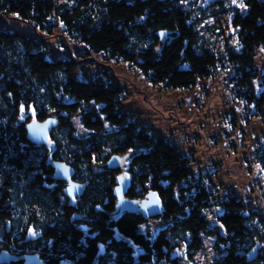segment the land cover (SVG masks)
<instances>
[{
    "label": "trees",
    "instance_id": "16d2710c",
    "mask_svg": "<svg viewBox=\"0 0 264 264\" xmlns=\"http://www.w3.org/2000/svg\"><path fill=\"white\" fill-rule=\"evenodd\" d=\"M193 2L0 0V20L14 16L43 35L0 28V255L11 258L2 264L28 255L42 264H187L205 249L203 236L213 238L212 264H264V247L253 238L255 222L264 226L261 213L235 195L217 199L192 169L191 154L119 110L123 90L107 73L81 68L90 53L103 54L153 85L179 90L226 71L236 100L264 115V64L255 58L264 51V0H243L240 10L212 0L206 16ZM208 17L216 20L213 33L228 18L238 50L205 47ZM56 31L84 49L53 57L46 38ZM28 124L37 128L32 140ZM128 153L121 179L115 165ZM56 160L85 184L72 201L67 183L53 177ZM254 161L264 180V140ZM150 193L161 204L155 217L143 205ZM120 203L138 208L123 211ZM255 248L258 257L246 263Z\"/></svg>",
    "mask_w": 264,
    "mask_h": 264
},
{
    "label": "rangeland",
    "instance_id": "374dc122",
    "mask_svg": "<svg viewBox=\"0 0 264 264\" xmlns=\"http://www.w3.org/2000/svg\"><path fill=\"white\" fill-rule=\"evenodd\" d=\"M211 1L186 0L188 6L192 2L200 6L202 16L208 15ZM225 1L233 8L237 7L232 0ZM214 21L215 18L208 17L203 22L205 26L201 25L200 35L205 47L212 52L223 50L226 46L238 49L237 34L230 27L228 18L216 24L222 28L219 33L208 29ZM0 28L34 38L41 36L14 16L2 18ZM46 44L48 52L55 58L73 55L76 48L84 49L82 44L75 43L60 31L46 38ZM87 57L89 60L81 64L82 69L107 73L122 88L120 111L137 115L154 136L174 141L184 153L191 154L194 158L192 169L197 175L202 174L205 185L213 190L217 199L221 201L235 195L264 218V180L254 161V154L264 140V115L251 114L236 100L233 86L228 81L229 72H218L188 90L165 89L148 82L135 67L124 61L115 62L95 53ZM255 58L260 66L263 65L264 51H257ZM131 154L119 158L121 179L126 177L125 164ZM262 224V221L255 222L257 230L253 238L264 247ZM151 226H154L153 222ZM212 239L203 236L205 249L195 255L193 262L186 261L187 264H212Z\"/></svg>",
    "mask_w": 264,
    "mask_h": 264
},
{
    "label": "water",
    "instance_id": "95a60500",
    "mask_svg": "<svg viewBox=\"0 0 264 264\" xmlns=\"http://www.w3.org/2000/svg\"><path fill=\"white\" fill-rule=\"evenodd\" d=\"M28 125L26 126L27 137L32 140L37 135V128L33 124H31L32 127L29 128ZM118 164L119 162L115 166H118ZM50 166L53 170V177L58 181L67 183V186L63 189V193L65 194V196L69 197L70 200L72 201L75 197H78L82 194L85 184H80L72 180V176H73L72 171H71V168L67 164H65L63 161L56 160V161H51ZM116 186L117 187L114 190L115 195L118 198L117 200L120 201V194H121V191L124 185L119 179H117ZM143 205H144L145 210H148L147 215L149 217H155L156 215L159 214L160 209H161L160 202L151 193L147 195V198L143 201ZM120 206H121V203L119 207ZM128 212H132V210L129 209ZM72 219L75 220L77 218H72ZM257 251H258V248H255L245 254L246 263H251L258 257ZM10 260L11 258H7L3 254L0 255V264L7 263ZM21 260H23L22 264H41L38 261H36V256L34 255L25 256L21 258Z\"/></svg>",
    "mask_w": 264,
    "mask_h": 264
},
{
    "label": "snow or ice",
    "instance_id": "6c2138e0",
    "mask_svg": "<svg viewBox=\"0 0 264 264\" xmlns=\"http://www.w3.org/2000/svg\"><path fill=\"white\" fill-rule=\"evenodd\" d=\"M232 3H233L234 5H236L237 7L241 8V9H244V8H245V4H244L243 0H240L239 3H237V0H232ZM141 19H143V17H141ZM163 35H164V34L161 33V36H163ZM237 50H238V49H237ZM24 111H25L24 106L21 105V107H20V112H21V113H24ZM30 111H32V110L30 109ZM35 115H36L35 112L32 111V117H33V120H35ZM21 119H24V116H21ZM28 127L31 128L32 125L29 124ZM221 227H223V225H221Z\"/></svg>",
    "mask_w": 264,
    "mask_h": 264
},
{
    "label": "flooded vegetation",
    "instance_id": "af4514ba",
    "mask_svg": "<svg viewBox=\"0 0 264 264\" xmlns=\"http://www.w3.org/2000/svg\"><path fill=\"white\" fill-rule=\"evenodd\" d=\"M131 207V208H133V209H135V208H138V206L137 205H131V204H125L124 206H120L118 209H120V210H125V211H128V210H126L128 207ZM126 208V209H125ZM36 261H38L39 263H40V261L38 260V258L36 257ZM42 264V263H41Z\"/></svg>",
    "mask_w": 264,
    "mask_h": 264
}]
</instances>
